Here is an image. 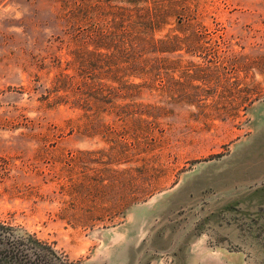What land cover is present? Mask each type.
I'll return each instance as SVG.
<instances>
[{"label": "rangeland", "instance_id": "374dc122", "mask_svg": "<svg viewBox=\"0 0 264 264\" xmlns=\"http://www.w3.org/2000/svg\"><path fill=\"white\" fill-rule=\"evenodd\" d=\"M0 264H264V0H0Z\"/></svg>", "mask_w": 264, "mask_h": 264}, {"label": "trees", "instance_id": "16d2710c", "mask_svg": "<svg viewBox=\"0 0 264 264\" xmlns=\"http://www.w3.org/2000/svg\"><path fill=\"white\" fill-rule=\"evenodd\" d=\"M75 7L78 8L79 12H84V11H85V8H87V7H86V4H85V5L82 4V5L75 6ZM116 35H117V34H116ZM117 42H118V39H117Z\"/></svg>", "mask_w": 264, "mask_h": 264}]
</instances>
